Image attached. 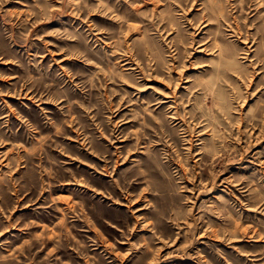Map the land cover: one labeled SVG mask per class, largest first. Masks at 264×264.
Instances as JSON below:
<instances>
[{
    "label": "rangeland",
    "instance_id": "374dc122",
    "mask_svg": "<svg viewBox=\"0 0 264 264\" xmlns=\"http://www.w3.org/2000/svg\"><path fill=\"white\" fill-rule=\"evenodd\" d=\"M0 264H264V0H0Z\"/></svg>",
    "mask_w": 264,
    "mask_h": 264
},
{
    "label": "bare ground",
    "instance_id": "6f19581e",
    "mask_svg": "<svg viewBox=\"0 0 264 264\" xmlns=\"http://www.w3.org/2000/svg\"><path fill=\"white\" fill-rule=\"evenodd\" d=\"M261 111V110H260Z\"/></svg>",
    "mask_w": 264,
    "mask_h": 264
}]
</instances>
